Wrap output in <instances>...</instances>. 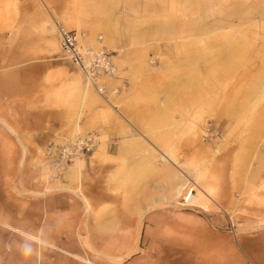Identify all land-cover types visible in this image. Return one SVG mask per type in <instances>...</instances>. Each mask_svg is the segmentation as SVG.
Returning <instances> with one entry per match:
<instances>
[{
	"label": "crops",
	"instance_id": "0c3cea01",
	"mask_svg": "<svg viewBox=\"0 0 264 264\" xmlns=\"http://www.w3.org/2000/svg\"><path fill=\"white\" fill-rule=\"evenodd\" d=\"M132 1L0 0V264H264V226L254 227L264 214L239 229L227 198L201 190L198 206L221 209L210 215L178 205L186 174L165 167L169 157L159 146L155 165L137 126L117 120L119 109L62 56L56 22L94 48H123L121 32L170 29L131 23ZM150 72L139 81L108 79L106 89L125 81L121 94L130 99L134 89L154 88L159 76ZM91 130L114 139V151L80 159L66 177L29 166L37 157L20 147Z\"/></svg>",
	"mask_w": 264,
	"mask_h": 264
},
{
	"label": "rangeland",
	"instance_id": "374dc122",
	"mask_svg": "<svg viewBox=\"0 0 264 264\" xmlns=\"http://www.w3.org/2000/svg\"><path fill=\"white\" fill-rule=\"evenodd\" d=\"M132 5L131 23L170 29L121 32L123 48L103 47L113 52L115 63L114 74L103 77L105 92L86 81L85 86L119 109L123 125L137 126L133 132L154 152L155 165L161 162L159 146L169 157L163 161L166 168H180L196 195H204L203 190L211 199H229L227 213L245 229V218L260 220L264 214V0H133ZM203 24L206 29L192 30ZM124 59L129 63L121 64ZM150 71L159 76L154 88L134 89L130 99L121 94L125 81L106 89L108 79L139 81ZM178 78L184 83L173 84ZM142 132L165 143L151 144ZM90 134L94 141L88 149L69 150ZM114 146L102 130L43 148L20 145L37 157L27 160L29 166L57 177L70 174L80 159L113 152ZM182 194L178 205L186 207ZM186 208L203 215L221 210L212 203ZM258 225L264 226V218Z\"/></svg>",
	"mask_w": 264,
	"mask_h": 264
},
{
	"label": "built area",
	"instance_id": "2783aa9c",
	"mask_svg": "<svg viewBox=\"0 0 264 264\" xmlns=\"http://www.w3.org/2000/svg\"><path fill=\"white\" fill-rule=\"evenodd\" d=\"M56 24L62 56L84 73L87 84L95 87L99 93H104L103 77L113 75L115 72L113 52L103 47L94 48L91 45L83 44L80 42L76 30L68 29L58 22ZM93 141L92 134L79 138L73 142L69 150L72 152L76 148L88 149ZM195 197L194 187L187 186L181 196L180 203L186 207H194Z\"/></svg>",
	"mask_w": 264,
	"mask_h": 264
},
{
	"label": "bare ground",
	"instance_id": "6f19581e",
	"mask_svg": "<svg viewBox=\"0 0 264 264\" xmlns=\"http://www.w3.org/2000/svg\"><path fill=\"white\" fill-rule=\"evenodd\" d=\"M182 194V192L180 193V195ZM194 202H195V204H197L198 203V195H196V197L194 198ZM198 205V204H197Z\"/></svg>",
	"mask_w": 264,
	"mask_h": 264
}]
</instances>
